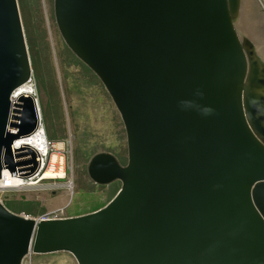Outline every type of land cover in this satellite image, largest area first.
Returning a JSON list of instances; mask_svg holds the SVG:
<instances>
[{
  "label": "water",
  "instance_id": "water-1",
  "mask_svg": "<svg viewBox=\"0 0 264 264\" xmlns=\"http://www.w3.org/2000/svg\"><path fill=\"white\" fill-rule=\"evenodd\" d=\"M240 0H53L58 29L101 79L127 162L95 152L89 176L120 179L103 205L35 218L0 199V264L70 251L78 264H264V61L235 27ZM31 62L17 0H0V177L30 176L39 125L18 87Z\"/></svg>",
  "mask_w": 264,
  "mask_h": 264
},
{
  "label": "rangeland",
  "instance_id": "rangeland-1",
  "mask_svg": "<svg viewBox=\"0 0 264 264\" xmlns=\"http://www.w3.org/2000/svg\"><path fill=\"white\" fill-rule=\"evenodd\" d=\"M17 2L31 62L33 95L48 139L62 144L58 153L63 157L64 176L2 188L0 199L11 210L37 219L91 211L106 203L121 185L118 178L95 182L87 171L89 158L102 150L112 152L121 164L127 162L120 113L99 76L62 37L53 0ZM249 2L245 19L262 29L259 17L264 19V0ZM22 264L78 263L70 251L56 250L30 251Z\"/></svg>",
  "mask_w": 264,
  "mask_h": 264
},
{
  "label": "bare ground",
  "instance_id": "bare-ground-1",
  "mask_svg": "<svg viewBox=\"0 0 264 264\" xmlns=\"http://www.w3.org/2000/svg\"><path fill=\"white\" fill-rule=\"evenodd\" d=\"M249 3V0H240L239 11L234 21L235 27L241 38L246 35L251 39L254 44L257 56H259V58L264 61V27L257 30L255 29V23H250L248 19H245L247 17L244 14V10H246V6ZM259 19L261 21L260 23L264 25L263 16H260ZM30 81L31 80L21 84L18 89L21 90V92L28 91L33 94V87ZM39 117L42 123L41 116L39 115ZM23 143L34 147L37 150L39 156H44L43 168L39 173L41 175L37 179L32 176H29L28 178L19 177L16 175H11V172L7 168H4L2 171V176L0 177V189L5 187H21L23 185H30L28 182L37 181L39 179L42 180L45 178H58L64 176L63 157L60 153H58V150L61 148L62 144L59 142L54 143L48 139L43 123L29 135L16 138L13 146L18 148L20 147V144Z\"/></svg>",
  "mask_w": 264,
  "mask_h": 264
},
{
  "label": "built area",
  "instance_id": "built-area-1",
  "mask_svg": "<svg viewBox=\"0 0 264 264\" xmlns=\"http://www.w3.org/2000/svg\"><path fill=\"white\" fill-rule=\"evenodd\" d=\"M39 125H42L41 120H40V117H39ZM39 157H40V159L37 160L36 169L30 175V176L34 177L35 179H37L41 175L39 173H40L41 169L43 168V164H44V156H39ZM28 177L29 176H27L26 178H28ZM58 178H60V177H58ZM49 179H56V178H49Z\"/></svg>",
  "mask_w": 264,
  "mask_h": 264
}]
</instances>
